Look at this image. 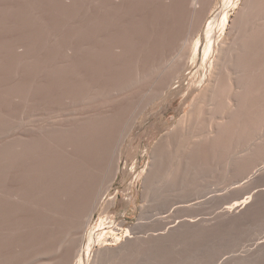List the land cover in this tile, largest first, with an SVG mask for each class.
<instances>
[{"label": "rangeland", "instance_id": "374dc122", "mask_svg": "<svg viewBox=\"0 0 264 264\" xmlns=\"http://www.w3.org/2000/svg\"><path fill=\"white\" fill-rule=\"evenodd\" d=\"M199 1L0 0V264H264V0Z\"/></svg>", "mask_w": 264, "mask_h": 264}, {"label": "bare ground", "instance_id": "6f19581e", "mask_svg": "<svg viewBox=\"0 0 264 264\" xmlns=\"http://www.w3.org/2000/svg\"><path fill=\"white\" fill-rule=\"evenodd\" d=\"M200 1H201V0H200ZM200 1H199V2H200ZM212 1H213V0H212ZM247 1H248V0H246V2H247ZM254 1H257V0H254ZM260 1H261V0H260ZM190 2H191V1H190ZM190 2H189V3H190ZM242 2H243V1H242ZM252 2H253V1H252ZM252 2H251V3H252ZM257 2H258V1H257ZM210 3H211V2H210ZM212 3H214V1H213ZM212 3H211L210 5H212ZM251 3H250L249 6H252ZM261 3H262V2H261ZM191 4H192V3H191ZM236 4H237V3H236ZM241 4H242V3H241ZM241 4H240V5H241ZM253 4H254V3H253ZM259 4H260V3H259ZM263 4H264V2H263ZM196 5H197V4H196ZM196 5H195V6H196ZM198 5H199V4H198ZM243 5H245V2L243 3ZM243 5H242V7H243ZM261 5H262V4H261ZM195 6H194V7H195ZM201 6H202V5H201ZM203 6H204V5H203ZM235 6H236V5H235ZM238 6H239V5H238ZM255 6H256V5H255ZM255 6H254V8H255ZM258 6H259V5H258ZM198 7H200V6H197L196 8L198 9ZM207 7H208V6H207ZM239 7H240V6H239ZM239 7H238V8H239ZM261 7H262V6H261ZM263 7H264V6H263ZM196 8H194L195 11H196ZM210 8H211V7H210ZM236 8H237V6H236ZM244 8H245V6H244ZM246 8H248V7H247V3H246ZM191 9H193V8H191ZM207 9L209 10V8H207ZM242 9H243V8H242ZM251 9H253V8H251ZM261 9H263V8H261ZM240 10H241V9H240ZM248 10H250V9H248ZM248 10H247V13H248ZM255 10H256V9H255ZM255 10H253L252 13H253ZM243 11H244V9H243ZM243 11H242V12H243ZM250 11H251V10H250ZM260 11H261V10H260ZM263 11H264V10H263ZM263 11H261V12H263ZM235 12H236V11H235ZM238 12H239V10L237 11V13H238ZM240 12H241V11H240ZM240 12H239V13H240ZM245 12H246V11H245ZM208 13H209V11L206 12V13L204 14V16H203V20H202L203 22L206 21V19H207V17H208ZM237 13H234V15L236 14L235 19H236L237 16H238ZM249 13H250V12H249ZM258 13H259V12H258ZM234 15H233V16H234ZM241 15H243V14H241ZM256 15H257V12H256ZM262 15H263V14H262ZM239 16H240V15H239ZM245 16H246V14H245ZM254 16H255V15H254ZM251 17H252V16H251ZM260 17H261V15H260ZM246 18H247V17H246ZM248 18H249V17H248ZM255 18H256V17H255ZM262 18H263V17H262ZM262 18H260V19L262 20ZM232 19L234 20L233 17H232ZM237 19H238V18H237ZM240 19H241V16H240ZM242 20H243V19H242ZM244 20H245V18H244ZM244 20H243V21H244ZM247 20H248V19H247ZM250 20L252 21V19H250ZM257 20H258V19H257ZM263 20H264V19H263ZM231 21H232V20H231ZM238 21H239V19H238ZM248 21H249V20H248ZM254 21H255V20H254ZM203 22H202V23H203ZM235 22H237V21L235 20ZM252 22H253V21H252ZM230 23L232 24L233 22H230ZM242 23H243V22H242ZM242 23L239 22L238 24H241L240 26L242 27V26H243ZM254 23H255V22H254ZM257 23H259V22H257ZM257 23H256V24H257ZM231 24L229 25L230 27H231ZM245 24L247 25L246 21L244 22V25H245ZM201 25H203V24H201ZM251 25H252V24H251ZM252 26H254V24H253ZM260 26H261V25H260ZM262 26H263V25H262ZM230 27H229V28H230ZM232 27H233L234 29L238 28V26H236V24H235L234 26H233V24H232ZM232 27H231L230 29H231V30H234V29H232ZM229 28H228V29H229ZM243 28H244V26H243ZM243 28H242V29H243ZM247 28H248V27H247ZM253 28H254V27H253ZM199 29H200V28H199ZM230 29H229V30H230ZM231 30H230V31H231ZM239 30H240V29H239ZM245 30H247V29H245ZM245 30H244V31H245ZM248 30H249V28H248ZM250 30H251V29H250ZM253 30H254V29H253ZM230 31L226 32L225 36H224L223 38H221V41L218 43V46H217V47H218V48H217V53H216V55H215L216 58H215L214 63H213V68H212V71H211V75H210L208 81H207V82L205 83V85L203 86V88H202V89L197 93V95H196L198 98H201L202 101H204V100H206V99H207V101H208V100H211L213 96H215L219 91H221V89H222V87H223V84H224V76H225V74L228 72V69H227V67H228V63H230L229 61H231V59L235 57V56H234V55H235V54H234V52H235V48H239V47H236L237 42H235V37H234V34H235V33L232 35V33H231ZM234 31H235V30H234ZM236 31H237V30H236ZM236 31H235V32H236ZM255 31H256V30H255ZM237 32H238V31H237ZM242 32H243V31H242ZM260 32H261V31H260ZM244 33H245V32H244ZM255 33H256V32H255ZM236 34H237V33H236ZM242 34H243V33H242ZM242 34H241V35H242ZM249 34H250V33H249ZM259 34H260V33H259ZM261 34H262V33H261ZM190 35H191V34H190ZM192 36H193V34H192ZM192 36H190V37H192ZM249 36H250V35H249ZM252 36H253V35H252ZM239 37H240V36H239ZM260 37H261V36H260ZM262 37H263V35H262ZM192 38H193V37H192ZM192 38H189V40L191 41ZM242 39H243V38H242ZM247 39H248V38H247ZM250 39H251V38H250ZM253 39H254V38H253ZM244 40H245V39H244ZM187 41H188V40H187ZM190 41H189V42H190ZM258 41H259V40H258ZM262 42H263V41H262ZM238 43H239V42H238ZM246 43H247V42H246ZM259 43H260V42H259ZM186 44H188V43H186ZM243 44H244V43H243ZM250 44H251V42H250ZM253 44H254V43H253ZM261 44H262V43H261ZM241 45H242V43H241ZM186 46H187V45H186ZM186 46H185V50H186ZM239 46H240V45H239ZM260 47H261V46H258L257 48H260ZM262 47H263V46H262ZM241 48H242V47H241ZM183 49H184V48H183ZM245 49H246V48H245ZM248 49H249V48H248ZM260 49H261V48H260ZM260 49H259V50H260ZM185 50H184V51H185ZM187 51H188V50H187ZM254 51H255V50H254ZM260 51H261V50H260ZM260 51H258V52L261 53ZM240 52H241V51H240ZM247 52H248V51H247ZM263 52H264V51H263ZM187 53H188V52H187ZM235 53H237V52H235ZM183 54H184L185 56L187 55L186 53H183ZM241 55H242V54H241ZM250 55L252 56V54H250ZM261 55H262V54H261ZM236 56H237V55H236ZM263 56H264V55H263ZM186 57H187V56H186ZM186 57H185V58H186ZM238 57H239V56H238ZM240 57H241V56H240ZM245 57H246V56H245ZM256 58H257V56H256ZM244 59H245V58H244ZM233 60H234V59H233ZM235 60H237V59L235 58ZM238 60H239V59H238ZM240 62H241V61H240ZM254 62H255V61H254ZM238 63H239V61H238ZM242 63H243V61H242ZM263 63H264V61H263ZM239 64H240V63H239ZM252 64H253V63H252ZM254 64H255V63H254ZM229 66H230V65H229ZM235 66H236V65H235ZM237 66H238V65H237ZM237 66H236V68H237ZM246 66H247V64H246ZM251 66H252V65H251ZM257 66H260V65H257ZM261 66H262V64H261ZM263 66H264V64H263ZM252 67H253V66H252ZM252 67H251V68H252ZM229 68H230V67H229ZM239 68H240V67H239ZM256 68H257V67H256ZM231 69H232V68H231ZM241 69H242V68H241ZM241 69H240V73L243 72V71H241ZM261 69H263V68H261ZM233 70H234V69H233ZM252 70H253V69H252ZM256 70H257V69H256ZM259 70H260V69H259ZM260 71H261V70H260ZM231 72H232V71H231ZM258 72H259V71H258ZM228 73H229V72H228ZM249 73H250V72H249ZM249 73L247 72L246 74H249ZM253 73H254V71H253ZM233 74H235V73L233 72V73L231 74V76H232ZM242 74H243V73H242ZM257 74H258V73H257ZM257 74H256L255 76H257ZM238 75H239V74H238ZM251 75H252V74H251ZM231 76H230V77H231ZM228 77H229V76H228ZM239 77H240V76H239ZM261 78H262V76H261ZM228 79H229V78H228ZM238 79H239V78H238ZM251 79H252V78H251ZM257 79H258V78H257ZM259 79H260V78H259ZM229 80H230V79H229ZM239 81H240V79L238 80V82H239ZM241 81H242V80H241ZM241 81H240V82H241ZM244 81H245V80H244ZM229 82H230V86H229V88H230L231 90H232V89H235V90H236L237 87L239 88V83L235 80V78H234L233 80L229 81ZM242 82H243V81H242ZM245 82H246V81H245ZM250 82H251V81H250ZM255 82H256V81H255ZM263 82H264V81H263ZM247 83H248V82H247ZM227 84H228V83H227ZM244 84H245V83H244ZM251 84H252V83H251ZM241 85H242V84H241ZM263 86H264V85H263ZM251 87H252V86H251ZM243 88H244V87H243ZM243 88H242V89H243ZM245 88H246V87H245ZM255 88H256V87H255ZM261 88H262V87H261ZM248 89H249V88H248ZM223 90H224V89H223ZM231 90H230V93H231ZM246 90H247V89H246ZM257 90H258V89H257ZM225 91H226V90H225ZM233 91H234V90H233ZM233 91H232V92H233ZM253 91H254V90H253ZM226 92H227V91H226ZM253 93H254V92H253ZM262 93H263V92H262ZM245 94H246V93H245ZM222 95H223V94H222ZM228 95H229V94H228ZM228 95H227L226 97H228ZM233 95H234V93H233ZM236 95H237V94H236ZM216 96H217V95H216ZM229 96H230V95H229ZM256 96H257V95H256ZM231 97H232V96H231ZM237 97H238V96H237ZM198 98H197V99H198ZM233 98H235V95H234ZM233 98H232V99H233ZM255 98H256V97H255ZM214 99H215V98H214ZM216 99H217V98H216ZM225 99H226V98H225ZM229 99L231 100V98H229ZM240 99H241V98H240ZM198 100L200 101V99H198ZM198 100H197V101H198ZM226 100H227V99H226ZM234 100H235V99H234ZM236 100H237V98H236ZM211 101H212V100H211ZM258 101H259V99H258ZM258 101H257V102H258ZM191 102H193V101L191 100ZM209 102H210V101H209ZM226 102H227V101H226ZM228 102H229V100H228ZM228 102H227V104H228ZM231 102H232V101H231ZM246 102H247V101H246ZM246 102H245V103H246ZM257 102H256V103H257ZM198 103H199V102H198ZM200 103L203 105L205 102H203V103L200 102ZM210 103H211V102H210ZM213 104H214V103H213ZM229 104H230V103H229ZM233 104H234V103H233ZM237 104H238V103H237ZM254 104H255V103H254ZM258 104H259V103H258ZM258 104H257V105H258ZM189 105H190V104H189ZM191 105H193V104H191ZM197 105H198V108H199V105H200V104H197ZM205 105H206V104H205ZM205 105H204V107H205ZM207 105H209V104H207ZM225 105H226V104H225ZM210 106H212V103L210 104ZM236 106H237V105H236ZM252 106H253V105H252ZM212 107H213V106H212ZM215 107H216V106H215ZM224 107H225V106H224ZM228 107H229V106H228ZM228 107H227V108H228ZM232 107H233V106H232ZM232 107H229V108H232ZM248 107H249V106H248ZM259 107H261V106H259ZM191 108H192V106H191ZM194 108H195V107H194ZM198 108L196 107L194 110H193V108H192L193 111L191 110L190 113L185 112V115L183 114V115H182V118H183V117L185 118V117L187 116V119H188V118H189V119H193L192 116L196 117L197 115H199V113H201V112H200L201 108H199V109H198ZM229 108H228V109H229ZM233 108H234V107H233ZM257 108H258V107H257ZM221 109H222V107H221ZM228 109H227V110H228ZM250 109H251V108H250ZM253 109H254V108H253ZM260 109H261V108H260ZM260 109H259V110H260ZM188 110H189V109H188ZM188 110H187V111H188ZM210 110H211V109H210ZM232 110H233V109H232ZM234 110H236V109H234ZM259 110H257V111H259ZM202 111H203V110H202ZM212 111H213V110H211L210 112H212ZM223 111L225 112V109H224ZM257 111H256V112H257ZM220 112H221V111H220ZM221 113H222V112H221ZM231 113H232V111H231ZM250 113H251V112H250ZM204 114H205V113H204ZM208 114H210V113H208ZM229 114H230V113H229ZM241 114H242V112H241ZM246 114H248V113H246ZM211 115H212V113H211ZM211 115H210L209 117H212ZM227 115H228V114H227ZM233 115H234V114H233ZM248 115H249V114H248ZM199 116H200V115H199ZM205 116H206V114H205ZM223 116H224V115H223ZM230 116H231V115H230ZM237 116H238V115H237ZM241 116H242V115H241ZM220 117H221V114H220ZM228 117H229V116H228ZM239 117H240V116H239ZM134 118H135V117H134ZM182 118H181V119H182ZM184 118H183V119H184ZM196 118H197V117H196ZM196 118H195V119H196ZM214 118H215V116H214ZM185 119H186V118H185ZM185 119L182 120V121L184 122ZM187 119H186V120H187ZM195 119H194V120H195ZM198 119H199V117H198ZM210 119H211V118H209V120H210ZM221 119H222V118H221ZM240 119H241V118H240ZM248 119H249V118H248ZM262 119H263V118H262ZM194 120H193V121H194ZM199 120H200V119H199ZM212 120H213V119H212ZM212 120H211V121H212ZM216 120H217V119H216ZM218 120H219V119H218ZM223 120H224V119H223ZM189 121H191V120H189ZM189 121H185L184 123L186 124V122H189ZM206 121H208V120H206ZM211 121H210V122H211ZM243 121H244V120H243ZM132 122H133V121H132ZM195 122H196V121H195ZM212 122H213V121H212ZM212 122H211V123H212ZM220 122H221V121H220ZM184 123L181 122L182 125H183ZM211 123H210V124H211ZM226 123H227V122H226ZM255 123H256V122H255ZM185 124H184V125H185ZM187 124H188V123H187ZM202 124H203V121H202ZM239 124H240V123H239ZM246 124H247V123H246ZM249 124H250V123H249ZM184 125L181 126V127H184ZM262 125H263V123H262ZM128 126H130V124H129ZM128 126H127V127H128ZM186 126H187V125H185V128L188 127V126H187V127H186ZM193 126L195 127L194 123H193ZM211 126H212V125H211ZM263 126H264V125H263ZM203 127H204V126H203ZM245 127H246V126H245ZM258 127H259V125H258ZM258 127H257V128H258ZM130 128H131V126H130ZM130 128H128L129 130L127 129L126 132H127V131H130ZM206 128H208L207 125H206ZM210 128H211V127H210ZM178 129L180 130V128H178ZM187 129H188V128H187ZM216 129H217V128H216ZM221 129H222V128H221ZM258 129H259V128H258ZM124 130H125V129H124ZM182 130H184V129H182ZM206 130H207V129H206ZM209 130H212V129H208V131H209ZM233 130H234V129H233ZM240 130H241V128H240ZM243 130H244V129H243ZM255 130H256V129H255ZM259 130H260V129H259ZM262 130H263V129H262ZM192 131H193V129H192ZM192 131H191V132H192ZM195 131H196V130H195ZM195 131H194V132H195ZM197 131H198V130H197ZM208 131H207V132H208ZM251 131H252V130H251ZM123 132H124V131H123ZM123 132H122L121 140L125 139V138H124V136H125L124 133H125V132H124V133H123ZM184 132H185V131H184ZM189 132H190V131H189ZM189 132H188V133H189ZM191 132H190V133H191ZM202 132H203V131H202ZM204 132H205V131H204ZM210 132H211V131H210ZM210 132H208V133H210ZM220 132H221V131H220ZM233 132H234V131H233ZM248 132H249V131H248ZM260 132H261V130H260ZM263 132H264V131H263ZM181 133H182V132H181ZM188 133L186 132V134H188ZM200 133H201V132H200ZM212 133H213V132H212ZM216 133H217V132H216ZM126 134H128V132H127ZM194 134H195V133H194ZM197 134H198V133H197ZM197 134H196V136H199V135H197ZM201 134H202V133H201ZM241 134H242V132H241ZM253 134H255V133H253ZM262 134H263V133H262ZM123 135H124V136H123ZM183 135H185V134H183ZM205 135L207 136V134H205ZM212 135H213V134H211L210 136H212ZM228 135H229V134H228ZM256 135H257V134H256ZM178 136H179V135H178ZM189 136H190V134H189ZM210 136H209V137H210ZM226 136H227V135H226ZM236 136H237V135H236ZM254 136H255V135H254ZM254 136H253V137H254ZM180 137H181V136H180ZM187 137H188V136H187ZM193 137H194V136H193ZM212 137H213V136H212ZM224 137H225V136H224ZM229 137H230V136H229ZM257 137H258V136H257ZM260 137H261V136H260ZM260 137H259V138H260ZM122 138H123V139H122ZM177 138H178V137H177ZM189 138H190V137H189ZM194 138H195V137H194ZM222 138H223V137H222ZM255 138H256V137H255ZM259 138H258V140H259ZM178 139H181V138H178ZM178 139H177V141H178ZM183 139L185 140V137H184ZM192 139H193V138H192ZM192 139H191V140H192ZM195 139H196V138H195ZM197 139H198V138H197ZM199 139H200V138H199ZM203 139H204V137H203ZM241 139H243V138H241ZM244 139H245V138H244ZM244 139H243V140H244ZM219 140H220V139H219ZM227 140H228V139H227ZM236 140H237V139H236ZM254 140H255V139H254ZM186 141H187V140H186ZM189 141H190V140H189ZM195 141H196V140H195ZM204 141H205V140H204ZM221 141H222V140H221ZM223 141H224V140H223ZM234 141H235V140H234ZM252 141H253V140H252ZM122 142H123V141H120L119 145H120V144L122 145ZM175 142H176V140H175ZM181 142H182V140H181ZM187 142H188V141H187ZM187 142H185V143L187 144ZM196 142H197V141H196ZM225 142H226V141H225ZM232 142H233V141H232ZM247 142H248V141H247ZM247 142H245V144H246ZM259 142H260V141H259ZM117 143H118V141H117ZM185 143L181 144V146H183ZM198 143H199V141H198ZM201 143H202V142H201ZM230 143H231V142H230ZM237 143H238V142H237ZM240 143H242V142H240ZM249 143H250V142H249ZM254 143H255V141H254ZM254 143H252L250 146L254 145ZM205 144H206V143H205ZM208 144H209V143H208ZM227 144H228V143H227ZM245 144H244V145H245ZM259 144H260V143H259ZM119 145H118V146H119ZM171 145H172V144H171ZM175 145H176V144H175ZM178 145H179V141H178ZM237 145H238V144H237ZM115 146H116V144H115ZM118 146H116V147L118 148L117 153L119 152V150H121V149H119V147H121V146H119V147H118ZM189 146H191L190 143H189V145H188V147H187L188 150H189ZM196 146H197V145H196ZM206 146H207V145H206ZM211 146H214V145L211 144ZM174 147H175V149H177L176 147H178V146H173V149H174ZM183 147H185V146H183ZM208 147H209V146H208ZM208 147H207V148H208ZM222 147H223V146H222ZM233 147H234V146H233ZM246 147H247V146H246ZM258 147H259V145H258ZM179 148H180V147H179ZM197 148H198V147H197ZM201 148H202V147H201ZM216 148H217V147H216ZM250 148H251V147H250ZM113 149H114V147H113ZM115 149H116V148H115ZM170 149H171V148H170ZM175 149H174V150H175ZM195 149H196V148H195ZM195 149H194V150H195ZM212 149H213V148H212ZM212 149H211V150H212ZM230 149H231V148H230ZM177 150H180V149H177ZM177 150H175V151H177ZM204 150H206V148H205ZM209 150H210V149H209ZM209 150H208V151H209ZM233 150H234V149H233ZM250 150H251V149H250ZM256 150H258V148H257ZM113 151H115V150H113ZM180 151H181V150H180ZM180 151H179V152H180ZM227 151H228V150H227ZM245 151H246V150H245ZM245 151H244V152H245ZM248 151H249V150H248ZM251 151H252V150H251ZM251 151H250V152H251ZM173 152H174V151H173ZM173 152H172V153H173ZM179 152H176V153H179ZM182 152H183V151H182ZM182 152H181V153H182ZM184 152H185V151H184ZM186 152H187V151H186ZM195 152H196V151H195ZM209 152H210V151H209ZM209 152H208V153H209ZM218 152H219V151H218ZM220 152H221V151H220ZM229 152H230V151H229ZM229 152H228V154H229ZM232 152H234V151H232ZM242 152H243V151H242ZM242 152H240L239 154H241ZM256 152H257V151H256ZM256 152H255V153H256ZM112 153H113V152H112ZM170 153H171V152H170ZM181 153H180V154H181ZM193 153H194V152L192 151V154H193ZM198 153H199V152H198ZM215 153H216V152H215ZM225 153H226V152H225ZM234 153H235V152H234ZM234 153H232V154H234ZM257 153H258V152H257ZM114 154H115V152H114ZM119 154H120V153H119ZM168 154H169V153H168ZM186 154H187V153H186ZM188 154H189V153H188ZM199 154H200V153H199ZM205 154H207V153H205ZM218 154H219V153H218ZM236 154H237V152H236ZM239 154H237L236 156L238 157ZM173 155H174V154H173ZM210 155H211V154H210ZM216 155H217V153H216ZM113 156H114V155H113ZM117 156H118V155H117ZM117 156H115V157H116L115 160L118 159ZM176 156H177V155H176ZM196 156H197V155H196ZM202 156H203V155H202ZM234 156H235V154H234ZM111 157H112V156H111ZM111 157H110V159L112 160L113 157H112V158H111ZM168 157H169V156H168ZM172 157H173V156H172ZM184 157H185V156H184ZM189 157H190V156H189ZM204 157H205V156H204ZM209 157H210V156H209ZM211 157H212V156H211ZM231 157H232V156H230L229 158L231 159ZM240 157H241V156H240ZM243 157H244V156H243ZM243 157H242V158H243ZM245 157H246V156H245ZM248 157H249V156H248ZM181 158H182V157H181ZM187 158H188V157H187ZM194 158H195V157H194ZM199 158H200V157H199ZM199 158H198V159H199ZM232 158H234V157H232ZM242 158H241V159H242ZM170 159H171V157H170ZM173 159H175V158L173 157ZM173 159H172V160H173ZM177 159H178V158H177ZM190 159H191V157H190ZM202 159H203V158H202ZM206 159H208V158H206ZM218 159H219V157H218ZM172 160H171V163L173 162ZM188 160H189V159H188ZM191 160H192V159H191ZM191 160H190V161H191ZM203 160H204V159H203ZM212 160H213V159H212ZM227 160H228V158H227ZM231 160H232V159H231ZM237 160H238V159H237ZM108 161H109V160H108ZM174 161H175V160H174ZM177 161H178V160H176V162H177ZM180 161H181V160H180ZM199 161H200V160H199ZM228 161H229V160H228ZM117 162H118V160H117ZM117 162H116V163H117ZM176 162L173 163V164L175 165ZM184 162H186L185 158H184ZM201 162H202V161H201ZM205 162H206V161H205ZM110 163H111V161H110ZM113 163H115V161H114ZM113 163H112V164H113ZM178 163H180V162L178 161ZM182 163H183V162H182ZM187 163H188V162H187ZM196 163H199V162H196ZM213 163H214V162H213ZM108 164H109V163H108ZM117 164H118V163H117ZM191 164H192V163H191ZM191 164H190V165H191ZM184 165H185V164H184ZM230 165H231V163H230ZM107 166H108V165H107ZM107 166H106V169H107L110 165H109L108 167H107ZM117 166H118V165H117ZM117 166H116V167H117ZM152 166H153V165H151V167H149L148 170H150V168H153ZM177 166H178V165H177ZM177 166H176V169H177ZM207 166H208V165H207ZM114 167H115V165H114ZM114 167H113V168H114ZM170 167H171V165H170ZM173 167H174V166H172V168H173ZM179 167H180V166H179ZM181 167H182V166H181ZM184 167H185V166H184ZM202 167H203V166H202ZM204 167L206 168V166H204ZM109 168H110V167H109ZM111 168H112V166H111ZM174 168H175V167H174ZM192 168H193V167H192ZM208 168H209V167H208ZM114 169H115V168H114ZM114 169H113V170H114ZM164 169H165V168H164ZM168 169H169V168H168ZM178 169H179V168H178ZM189 169H190V168H189ZM152 170H153V169H152ZM152 170L150 171V173L152 172ZM169 170H171V169H169ZM182 170H183V169H182ZM109 171H110V170H109ZM111 171H112V170H111ZM115 171H117V170H115ZM172 171H173V170H172ZM174 171H175V170H174ZM105 173H106V170H105ZM148 173H149V171H148L147 173H145V174L148 176ZM168 173H169V172H168ZM171 173H172V172H171ZM175 173H176V172H175ZM180 173H181V172H180ZM107 174H108V173H107ZM107 174H106V175H107ZM111 174H115V172L113 173V171H112ZM150 175H151V174H150ZM169 175H170V174H169ZM169 175H168V176H169ZM173 175H175V174H173ZM180 175H181V174H180ZM108 176H109V174L107 175V177H108ZM113 176H114V175H113ZM147 176H146V177H147ZM154 176H155V175H154ZM158 176H159V175H158ZM175 176H176V175H175ZM177 176H178V175H177ZM107 177H106V178H107ZM111 177H112V175H111ZM146 177L144 176L145 179H146ZM148 177H149V176H148ZM152 177H153V175H152ZM173 177H174V176H173ZM178 177H179V176H178ZM112 178H113V177H112ZM149 178L151 179V176H150ZM149 178H147V180H148ZM153 178H154V177H153ZM158 178H159V177H158ZM165 178H166V177H165ZM167 178H168V177H167ZM179 178H180V177H179ZM108 179L110 180V178H108ZM147 180H146V181L144 180L143 182L149 185V182H150V181L148 182ZM151 180H152V179H151ZM154 180H156V179H154ZM174 180H175V179H174ZM106 181H107V180H106ZM158 181H159V180H158ZM104 182H105V181H104ZM108 182H109V181H108ZM110 182H111V181H110ZM110 182H109V183H110ZM147 182H148V183H147ZM152 182H153V181H151L150 184H152ZM160 182H161V181H160ZM164 182H165V179H164ZM111 183H112V182H111ZM144 183H143V184H144ZM161 184H162V183H161ZM107 185H108V184H107ZM110 185H111V184H109L108 186L110 187ZM148 185L146 186V185L144 184L145 187H148ZM174 185H175V184H174ZM104 186H105V185H104ZM142 186H143V185H142ZM102 187H103V186H102ZM109 187H107V188L110 189ZM149 187H150V186H149ZM152 187H153V185H152ZM154 187H155V186H154ZM154 187H153V188H154ZM104 188H105V187H104ZM143 188H144V187H143ZM108 189H105V190H108ZM105 190H104V191H105ZM144 190H146V189H144ZM147 190H148V189H147ZM147 190H146V191H147ZM149 190L151 191V189H149ZM168 190H169V189H168ZM146 191H145V192H146ZM153 191H154V190H153ZM102 192H103V191H102ZM157 192H158V191H157ZM105 193H106V192H105ZM141 193H142V192H141ZM163 193H164V191H163ZM106 194H107V193H106ZM142 194H144V192H143ZM145 194H146V193H145ZM147 194H148V193H147ZM147 194H146V195H147ZM104 195H105V194H104ZM115 195H116V194H115ZM142 196H143V195H142ZM100 197H102V195H101ZM103 197H105V196H103ZM115 197H116V196H115ZM143 198H144V197H143ZM143 198H142V199H143ZM99 199H100V198H99ZM101 199H102V198H101ZM110 199L113 201L114 198H110ZM115 199H116V198H115ZM147 199H148V198H147ZM111 200H110V201H111ZM145 200H146V199H145ZM107 201H108V200H107ZM97 202H98V201H97ZM108 202H109V201H108ZM108 202L106 203V205L109 204ZM114 202H115V201H113V204H114ZM143 202H146V201H143ZM98 203H100V202H98ZM146 203H147V202H146ZM146 203H144L145 207H146ZM141 204H142V203H141ZM240 204H241V203H240ZM96 205H97V203H96ZM98 205H99V204H98ZM98 205H97V206H98ZM106 205H105V206H106ZM241 205H242V204H241ZM113 206H114V205H113ZM111 207H112V206H111ZM140 207H143V206L141 205ZM145 207L142 208V209H145ZM230 207H231V205H230V206H228V205L225 206V208H226L227 210H229V211H230V209H231ZM232 207H233V206H232ZM234 207H235V206H234ZM237 207H238V206H237ZM146 208H147V207H146ZM235 208H236V207H235ZM108 209H109V208H108ZM108 209H107V210H108ZM226 209H225V210H226ZM103 210H104V209H103ZM103 210H102V211H103ZM107 210H106V211H107ZM145 210H147V209H145ZM145 210H144V211H145ZM227 210H226V211H227ZM222 211H223V210H222ZM104 213H105V212H104ZM140 213H141V212H140ZM146 213H147V212H146ZM224 213H225V212H224ZM89 216H90V218H91V215H89ZM141 216H142V215H141ZM143 216H144V215H143ZM146 216H147V214H146ZM90 218H89V220H90ZM141 218L144 219V217H141ZM89 220H87V222H88ZM102 220H103V219H102ZM85 221H86V218H85ZM138 223H140V222H138ZM172 223H173V222H172ZM179 223H180V222H179ZM181 223H182V222H181ZM136 224H137V223H136ZM141 224H142V223H141ZM86 225H87V224H86ZM139 225H140V224H139ZM177 225H178V224H177ZM117 226H118V225H117ZM134 226H135V224H134ZM168 226H169V225H168ZM174 226H176V225L174 224ZM97 227H98V226H97ZM131 227H133V226H131ZM176 228H177V226H176ZM96 229H97V228H96ZM125 229H126V228H125ZM132 229H133V228H132ZM174 230H175V228H174ZM111 231H112V230H111ZM101 235H104V234L102 233ZM96 236H97V235H96ZM128 236H129V233H128ZM263 237H264V236H263ZM91 238H92V237H91ZM130 238H131V236H130ZM127 239H128V238H127ZM127 239H126V240H127ZM90 240H91V239H90ZM98 240H99V239H98ZM123 244H124V243H123ZM124 245H125V244H124ZM88 247H89V246H88ZM88 247H87V248H88ZM106 247H107V246H106ZM101 248H102V247H101ZM109 248H111V247H109ZM119 248H120V247H118V249H119ZM123 248H125V247H123ZM105 249H106V248H105ZM118 249H116V250H118ZM110 250H111V249H110ZM114 250H115V249H114ZM121 250H123V249H121ZM125 250H126V249H125ZM100 252H101V251H100ZM109 252H110V251H109ZM119 252H120V251H119ZM101 253H102V252H101ZM115 253H116V252L114 251L113 255H114ZM99 254H100V253H99ZM116 254H117V253H116ZM116 254H115V255H116ZM113 255H112V256H113ZM115 255H114L113 257H115ZM105 256H106V255H105ZM109 256H110V254H109ZM110 257H111V256H110ZM102 258H103V257H102ZM105 258H106V257H105ZM107 258H108V257H107ZM115 258H116V257H115ZM100 259H101V258H100ZM110 259H112V258H110ZM107 260H108V259H107ZM76 262H77V264H82V256H81L80 254H79V256H78ZM74 263H75V262H74ZM75 264H76V263H75Z\"/></svg>", "mask_w": 264, "mask_h": 264}]
</instances>
